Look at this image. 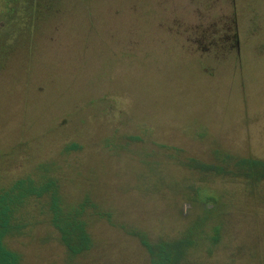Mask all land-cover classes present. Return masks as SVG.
Returning a JSON list of instances; mask_svg holds the SVG:
<instances>
[{"label":"rangeland","instance_id":"obj_1","mask_svg":"<svg viewBox=\"0 0 264 264\" xmlns=\"http://www.w3.org/2000/svg\"><path fill=\"white\" fill-rule=\"evenodd\" d=\"M217 150L264 161V0H0V192L50 165L93 239L70 258L29 195L21 264H152L131 231L190 240L177 264H264V180L186 165Z\"/></svg>","mask_w":264,"mask_h":264},{"label":"trees","instance_id":"obj_2","mask_svg":"<svg viewBox=\"0 0 264 264\" xmlns=\"http://www.w3.org/2000/svg\"><path fill=\"white\" fill-rule=\"evenodd\" d=\"M85 1L88 2L89 0ZM232 45L236 49L237 40H233ZM77 148L76 144H71L66 146L64 151L70 152ZM215 157L216 162L213 163L190 158L186 165L190 169L211 175L244 178L257 182L264 180L263 160L239 157L219 150L215 152ZM50 167V165H41L39 166L41 174L38 177L30 176V180L19 181L12 189L0 192V264H21L20 255L10 250L5 245L4 239L7 235L19 229L20 226L15 218L17 207L29 195L30 199L50 195L52 205L51 223L59 230L61 243L67 249L70 258L81 256L92 249L93 239L88 232L87 223L82 218L81 209L84 210L83 206H81V209L76 208L75 210L63 207L57 181L47 174ZM129 234L139 239L140 244L152 257V264H177L183 259L186 249L192 246L190 240L154 244L140 232L131 231Z\"/></svg>","mask_w":264,"mask_h":264}]
</instances>
